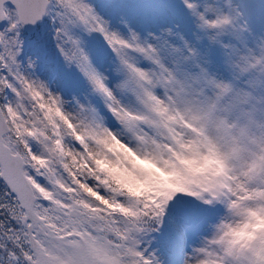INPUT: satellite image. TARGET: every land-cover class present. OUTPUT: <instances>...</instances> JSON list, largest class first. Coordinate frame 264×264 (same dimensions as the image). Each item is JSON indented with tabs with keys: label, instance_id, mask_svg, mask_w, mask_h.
Returning a JSON list of instances; mask_svg holds the SVG:
<instances>
[{
	"label": "snow or ice",
	"instance_id": "6c2138e0",
	"mask_svg": "<svg viewBox=\"0 0 264 264\" xmlns=\"http://www.w3.org/2000/svg\"><path fill=\"white\" fill-rule=\"evenodd\" d=\"M264 0H0V264H264Z\"/></svg>",
	"mask_w": 264,
	"mask_h": 264
},
{
	"label": "clouds",
	"instance_id": "9594fccd",
	"mask_svg": "<svg viewBox=\"0 0 264 264\" xmlns=\"http://www.w3.org/2000/svg\"><path fill=\"white\" fill-rule=\"evenodd\" d=\"M259 223H261L262 225H264V221H260Z\"/></svg>",
	"mask_w": 264,
	"mask_h": 264
}]
</instances>
